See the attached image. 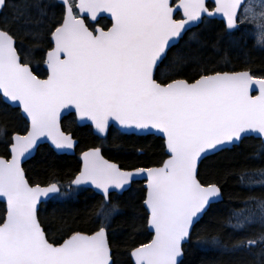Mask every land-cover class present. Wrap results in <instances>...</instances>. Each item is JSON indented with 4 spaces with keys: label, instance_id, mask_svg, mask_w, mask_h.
Listing matches in <instances>:
<instances>
[{
    "label": "snow or ice",
    "instance_id": "1",
    "mask_svg": "<svg viewBox=\"0 0 264 264\" xmlns=\"http://www.w3.org/2000/svg\"><path fill=\"white\" fill-rule=\"evenodd\" d=\"M100 14L110 18V26L89 23ZM216 17L222 18L219 32L212 37L193 32L187 50L169 60V51L193 27H207ZM243 31L264 49V0L256 5L215 0L211 8L206 0H0V101L26 118L23 131L10 136L6 125L0 127L10 156L0 158V198L6 202L0 264H116L109 236L119 211L114 194L118 200L137 178L145 181L143 195L126 222L133 233L146 227L151 238L131 248L133 264H183L193 229L223 195L218 183L200 180L199 165L248 136L264 144V69L257 74L251 65L228 67L236 33ZM25 38L41 50L36 63L44 66L46 78L18 47ZM65 109L101 136L111 122L129 134L159 136L167 158L158 166L126 169L106 159L101 147L81 152L67 187L102 197L93 212L99 226L82 231L64 219L70 234L56 243L45 231L39 206L65 193L58 182L31 184L22 165L43 141L57 152L74 149L72 131L61 124ZM239 179L249 189L264 185V169H241ZM248 200L254 206L235 211L230 226L240 230L259 223L262 231L236 241L232 250L264 245V199ZM209 237L219 243L204 225L197 238Z\"/></svg>",
    "mask_w": 264,
    "mask_h": 264
},
{
    "label": "trees",
    "instance_id": "2",
    "mask_svg": "<svg viewBox=\"0 0 264 264\" xmlns=\"http://www.w3.org/2000/svg\"><path fill=\"white\" fill-rule=\"evenodd\" d=\"M221 26V22L212 20L207 27L201 25L200 28L192 29L185 35L184 40L169 51V60L176 51L187 50L184 47L185 42L193 32L202 31L204 36L212 37L220 31ZM236 39L238 45L232 50V63L228 67L240 68L251 65L259 74L264 69V54L253 50L250 42L243 41V33H236ZM18 47H22L32 61L39 60L41 50L32 49L29 38H25L22 43L18 41ZM167 63L166 60L165 64ZM220 66L224 67L223 64ZM161 68L163 69L164 65H161ZM37 69L35 71L40 75L42 73L40 65ZM157 78H163L159 72ZM20 117L17 109H5L3 102L0 101V127L6 125L9 136L13 131H23L26 122ZM62 127L66 131H72L77 141L75 154L57 155L47 145H41L34 156L23 165L26 178L31 184L46 186L49 182H58L61 190L67 192L65 187L79 169V154L94 146L102 148V154L106 159L126 169L136 166H158L165 158L163 141L158 137L122 134L111 128L106 138L102 140L93 135L90 127L78 126L73 116L63 118ZM6 140L7 136L0 135V157L4 158L8 157ZM241 169L249 171L264 169V144L260 140L245 138L230 152L212 156L199 165L200 180L218 183L223 195L222 200L214 204L200 224L193 229V239L184 246L183 264H264V254H261L263 245L253 246L251 251L247 248L232 250V245L236 241L257 237L262 231L259 223L240 230L230 226L229 218L233 213L244 208V204L253 202L248 200L249 196L264 199V185H256L249 189L241 184L239 179ZM142 189L141 183L135 182L128 191L118 196V200L114 194L113 202L119 203V211L111 220L109 236L112 240V255L116 264H132L129 258L131 248L150 240L146 227L133 233L126 222L134 214L131 205L135 203L139 206V198L143 195ZM101 199L102 197L91 190L76 191L72 194L67 192L61 199L49 200L41 204L39 217L49 239L59 243L67 238L70 233L67 227H62L64 219L68 220L71 228L77 230L90 231L97 228L99 220L93 212ZM135 214L143 215L140 212ZM3 216L4 205L0 203V220ZM204 225H208L210 233L217 237L218 244H213L210 237L207 240H198L197 233Z\"/></svg>",
    "mask_w": 264,
    "mask_h": 264
},
{
    "label": "water",
    "instance_id": "3",
    "mask_svg": "<svg viewBox=\"0 0 264 264\" xmlns=\"http://www.w3.org/2000/svg\"><path fill=\"white\" fill-rule=\"evenodd\" d=\"M245 1V0H244ZM206 2L208 3H211V4H213L214 5V3H215V0H206ZM100 18H103V19H106V20H108L109 22H110V18L109 17H107V15L106 14H100V16H98V18H97V20L98 19H100ZM214 19H217V20H221L222 21V18H220V17H216V18H214ZM90 22H92V21H90ZM93 23V22H92ZM43 68H44V66H43ZM46 78V77H45ZM253 94H255V93H253ZM18 109V108H17ZM19 110V109H18ZM20 112V111H19ZM70 114H73L74 115V117H75V113H74V111H69V110H67V109H65V110H63L62 111V114H61V120L64 118V117H66V116H68V115H70ZM20 115H21V113H20ZM75 120H76V122H77V124L79 125V126H89L90 127V124H88V123H82V122H79L78 120H77V118L75 117ZM25 121H26V118H25ZM114 128V129H116L117 131H119L120 133H124V134H129V133H126V132H124L123 130H121L120 128H119V126L117 125V124H115V122H111V124H110V127L109 128ZM92 130V129H91ZM109 130V129H108ZM108 132V131H107ZM92 133L96 136V137H98V138H104L106 135H104V136H101V135H99V134H95L94 133V130H92ZM130 135H134V134H130ZM150 135V134H149ZM136 136H147V135H136ZM153 136V135H152ZM155 137H158V138H160V139H162L161 137H159V136H155ZM248 137H253V138H256V139H258L257 137H255V136H248ZM248 137H246V138H248ZM75 140V139H74ZM76 141V140H75ZM162 141H163V139H162ZM41 145H48L56 154H58V155H68V156H70V155H73L74 154V152H75V148H76V146H77V141H76V144H75V147H74V149H72V150H67V151H65V152H57L54 148H52V146L50 145V142H47V141H43V142H41L40 143V146ZM163 145H164V143H163ZM87 151V150H86ZM36 152V151H35ZM164 153H165V148H164ZM35 154V153H34ZM34 156V155H33ZM32 156V157H33ZM31 157V158H32ZM0 158H2V157H0ZM8 158H10V156L8 157ZM30 158V159H31ZM167 158V156L165 157V159ZM79 159H80V156H79ZM29 160V159H28ZM28 160H26L25 162H27ZM24 162V163H25ZM23 163V164H24ZM23 166V165H22ZM137 181H143V182H145L142 178H137L136 179V181L135 182H137ZM144 185H145V183H144ZM144 185H143V188H144ZM94 191V190H93ZM95 192V191H94ZM42 200H45V198H41ZM222 200V198L220 199V201ZM47 201V200H46ZM45 201V202H46ZM219 201V202H220ZM0 203H2L3 205H4V209H5V211H6V202H4L3 201V199L2 198H0ZM216 204V203H215ZM147 231L150 233V230H148L147 229ZM150 235H151V233H150ZM61 243V242H60ZM130 260H131V263L133 264V262H132V259H131V257H130Z\"/></svg>",
    "mask_w": 264,
    "mask_h": 264
},
{
    "label": "flooded vegetation",
    "instance_id": "4",
    "mask_svg": "<svg viewBox=\"0 0 264 264\" xmlns=\"http://www.w3.org/2000/svg\"><path fill=\"white\" fill-rule=\"evenodd\" d=\"M249 1V0H248ZM255 2H259V0H254ZM246 3V2H245ZM211 8V7H210ZM102 20H99L98 22H96V23H94L93 25L96 27V26H99V27H106V26H109V23L108 22H104V23H102L101 22ZM248 26H245V28H247ZM244 32V31H243ZM243 32H238L239 34H241V33H243ZM244 34V33H243ZM246 34V33H245ZM250 36V35H249ZM247 34H246V36L244 37V39H243V41H247V42H250L251 43V45H252V48H253V50H256V51H259V52H261L262 54H264V49H261V48H259V47H257V46H254V42H253V40H252V38H251V36L249 37ZM40 67H41V65H40ZM41 69H42V67H41ZM41 78H43L44 76H45V74H44V71H43V69H42V73L39 75ZM141 183V182H140ZM141 186H142V183H141Z\"/></svg>",
    "mask_w": 264,
    "mask_h": 264
},
{
    "label": "rangeland",
    "instance_id": "5",
    "mask_svg": "<svg viewBox=\"0 0 264 264\" xmlns=\"http://www.w3.org/2000/svg\"><path fill=\"white\" fill-rule=\"evenodd\" d=\"M259 2H255L254 0H249V1H247L246 3H245V5H256V4H258ZM243 8V7H242ZM258 10V9H257ZM244 34H243V36L245 37L246 36V34L249 36V34H248V32L247 31H244L243 32ZM246 33V34H245ZM250 37V36H249ZM32 64L35 66V68L37 69V63L36 62H32ZM257 178H259V177H257ZM63 197V196H62ZM245 205V207H253L254 206V203L252 202V203H248V204H244ZM244 207V206H243ZM244 207V208H245ZM234 223H235V221L234 220H232Z\"/></svg>",
    "mask_w": 264,
    "mask_h": 264
},
{
    "label": "bare ground",
    "instance_id": "6",
    "mask_svg": "<svg viewBox=\"0 0 264 264\" xmlns=\"http://www.w3.org/2000/svg\"><path fill=\"white\" fill-rule=\"evenodd\" d=\"M264 246V245H263Z\"/></svg>",
    "mask_w": 264,
    "mask_h": 264
}]
</instances>
